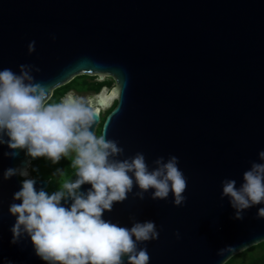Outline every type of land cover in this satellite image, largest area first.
<instances>
[{
    "label": "water",
    "instance_id": "95a60500",
    "mask_svg": "<svg viewBox=\"0 0 264 264\" xmlns=\"http://www.w3.org/2000/svg\"><path fill=\"white\" fill-rule=\"evenodd\" d=\"M21 64L40 69L32 75L49 100L79 76L112 78L118 103L103 135L124 149L114 159L140 152L151 170L161 156L179 158L184 205L175 206L171 192L151 199L154 189L140 200L134 185L103 215L121 227L131 228L132 218L156 224L159 238L138 244L149 264H226L264 242V204L238 220L221 199L225 179L239 188L252 162L264 163V0H0V70L19 74ZM101 123L99 112L92 131ZM11 151L0 144V264H47L30 237L11 242L9 206L22 202L13 200L22 181L3 173L41 159L25 150L5 155ZM36 180L37 190L47 189Z\"/></svg>",
    "mask_w": 264,
    "mask_h": 264
},
{
    "label": "clouds",
    "instance_id": "9594fccd",
    "mask_svg": "<svg viewBox=\"0 0 264 264\" xmlns=\"http://www.w3.org/2000/svg\"><path fill=\"white\" fill-rule=\"evenodd\" d=\"M35 44L29 43V54L35 52ZM19 68V74L0 70V144L13 150L5 155L15 158L19 154L16 150H25L32 159L46 158L57 164L74 154L76 178L50 194L35 187L30 162L8 168L4 180L23 178L21 190L13 197L22 202L9 206L16 217L10 229L11 242L17 244L30 237L36 255L47 264H125V257L127 264H149L147 249L138 250V244L159 238L156 224L132 218L131 228L121 227L103 215L112 211L115 203L125 201L134 185L140 189L135 193L140 200L154 189L151 199H167L171 192L175 206L184 205L187 179L178 167L179 158L172 155L165 161L161 156L153 161L151 170L140 152L124 160L114 159L122 156L124 149L117 141L92 131L99 116L94 99L69 92L60 102L49 103L47 88L32 75L40 69L29 64ZM259 159L264 161V151ZM56 172L63 175L60 168ZM243 181L239 188L234 179L222 182L221 199H230L238 220L244 219L246 209L264 204V163L252 162ZM85 184L91 185L87 192L80 190ZM69 199L70 207L63 206L61 202ZM258 218H264V207L259 208ZM176 235L179 238V232Z\"/></svg>",
    "mask_w": 264,
    "mask_h": 264
},
{
    "label": "trees",
    "instance_id": "16d2710c",
    "mask_svg": "<svg viewBox=\"0 0 264 264\" xmlns=\"http://www.w3.org/2000/svg\"><path fill=\"white\" fill-rule=\"evenodd\" d=\"M114 86H115L114 80L100 81L99 76L83 75L77 77L75 80H73L71 83L67 84L66 86H62L56 89L53 93V96L50 98L48 102L49 103L60 102L71 91H77L80 94L94 93L96 95H99L105 88H112ZM117 103H118L117 100L113 103V105L109 109L106 119L109 116V114L115 109ZM98 133L99 136L103 135V124L100 125V128L98 129ZM72 159H74V157L70 159L69 163L66 164V166H63L65 167V173H63V176H65L67 181H72L76 178L75 177L76 169L72 166ZM61 166H62L61 161L57 164H53L50 160L46 158H41L39 161L34 162V169H38V171L33 172L34 177L36 178L48 177L52 170L61 168ZM49 193L51 194L52 192ZM226 264H264V242L256 246H253L250 249H247L240 254L235 255Z\"/></svg>",
    "mask_w": 264,
    "mask_h": 264
},
{
    "label": "flooded vegetation",
    "instance_id": "af4514ba",
    "mask_svg": "<svg viewBox=\"0 0 264 264\" xmlns=\"http://www.w3.org/2000/svg\"><path fill=\"white\" fill-rule=\"evenodd\" d=\"M100 77V76H99ZM108 80H113L112 78H110V77H108ZM71 92H77V91H71ZM54 93V92H53ZM79 93V92H78ZM80 94V93H79ZM88 94H92L93 96H94V101L96 100V98L98 97V95H96V94H94V93H85V94H80V95H88ZM53 96V95H52ZM106 119V115H104V114H102V123L101 124H103L104 123V120ZM100 124V125H101ZM100 125L98 126V129L100 128ZM98 129H97V132H96V134L98 133ZM74 157V154H72V155H70L68 158H62L61 159V162H62V166H61V168L60 169H62L63 170V173H65V167H63V166H66V164H68L69 163V161H70V159L71 158H73ZM63 167V168H62ZM33 169H34V162H32L31 164H30V166H29V171H30V176L32 177V178H34V179H40V180H46V181H48V187H47V189H45L46 191H48V192H54V189H55V186H56V184H59V183H63V182H65L66 181V178H65V176H61V178H60V180L57 182V181H55L54 180V178L58 175V176H60L61 174H59V173H57L56 172V170H52L51 172H50V175L48 176V177H45V178H36V177H34V171H33ZM20 179H21V181H22V177H20ZM59 185H61V184H59Z\"/></svg>",
    "mask_w": 264,
    "mask_h": 264
},
{
    "label": "rangeland",
    "instance_id": "374dc122",
    "mask_svg": "<svg viewBox=\"0 0 264 264\" xmlns=\"http://www.w3.org/2000/svg\"><path fill=\"white\" fill-rule=\"evenodd\" d=\"M99 79H100V80H104V79H105V80H108V76H106V75H100ZM113 88H114V87H112V88H105V89L103 90L102 95L105 94V93H108V95H110V94L114 91ZM72 93H74V94L77 95V96H83V97H86V98H92V99L94 98V96H93L92 94H88V95H80L78 92H72ZM116 98H117V97H116ZM116 98L112 101V103L109 105V107L104 108V109L101 111L102 114H104V115L107 116V114H108V112H109V109L111 108V106L113 105V103L116 101ZM95 105H96L97 107H99L98 104H95ZM96 135L99 137V133H97ZM61 176H62V175H60V176L57 175V176L54 178V180L58 182V181L60 180ZM65 182H67V180H66ZM65 182H63V183H65ZM63 183H59V184H61V185L56 184L54 191L60 190V189L62 188Z\"/></svg>",
    "mask_w": 264,
    "mask_h": 264
},
{
    "label": "bare ground",
    "instance_id": "6f19581e",
    "mask_svg": "<svg viewBox=\"0 0 264 264\" xmlns=\"http://www.w3.org/2000/svg\"><path fill=\"white\" fill-rule=\"evenodd\" d=\"M116 97H117V95L115 93H113L112 95H108V93H105V94L97 97L94 102H95V104H98L99 107H97V108H98L99 112H101L104 108L109 107V105L112 103V101Z\"/></svg>",
    "mask_w": 264,
    "mask_h": 264
},
{
    "label": "built area",
    "instance_id": "2783aa9c",
    "mask_svg": "<svg viewBox=\"0 0 264 264\" xmlns=\"http://www.w3.org/2000/svg\"><path fill=\"white\" fill-rule=\"evenodd\" d=\"M100 80V79H99ZM105 80V79H104ZM104 80H100V81H104Z\"/></svg>",
    "mask_w": 264,
    "mask_h": 264
}]
</instances>
